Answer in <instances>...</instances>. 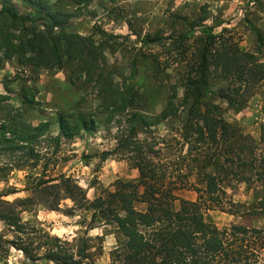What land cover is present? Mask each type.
I'll list each match as a JSON object with an SVG mask.
<instances>
[{"label": "trees", "instance_id": "16d2710c", "mask_svg": "<svg viewBox=\"0 0 264 264\" xmlns=\"http://www.w3.org/2000/svg\"><path fill=\"white\" fill-rule=\"evenodd\" d=\"M23 1L30 9L28 14L20 11L13 0H0V64L16 59L19 66L38 71L59 69L69 63L76 80L84 78V85L97 88V95L102 96L109 110L107 122L129 112L137 97L129 86H114L107 64L105 45L116 37L98 27L86 36L69 32L67 25L72 15L60 8L57 1ZM206 19L199 18L191 23V28ZM226 32L229 31L210 32L200 41L196 59L182 85L188 113L180 141L187 146L189 156L201 151L203 155L194 157V166L186 164L185 171L174 163L163 162L161 150L137 139L136 128L131 124L118 136L115 149L102 153L101 159L109 155L127 158L138 177L117 180L112 191L94 200L87 198L72 177L51 175V168L55 167L52 156L57 154L62 138L93 131L97 124L95 115L61 112L56 119L59 133L50 136L47 122L33 126L24 118L21 108L36 104L37 91L21 87V106L0 119V154L18 161V169L40 171L33 177L30 197L11 203L3 198L18 191L0 195V221L16 236L10 241L0 237V253L5 244L31 264H94L90 240L85 235L70 244L22 221L21 215L34 207L60 212L62 202L69 201L71 207L64 214H88L87 230L94 225L116 227L122 241L112 251L110 264H264V227H218L206 219L210 211L264 217V198L252 207L251 213H241V206L230 200L223 188L225 181L239 176L234 169L235 158L245 170H255L256 181L264 185V151L260 147L264 144V127L259 143L244 136L224 120L210 92V79L216 75L223 83L216 98L223 100L230 110L240 112L255 90L264 87V42L258 36V47L245 52ZM6 89L8 94L0 95V106L11 99L9 94H14ZM175 89L154 123L148 126L176 116ZM135 116L129 117L131 121ZM140 119L145 122L143 117ZM14 168L7 164L0 172L6 175ZM193 176L196 179L191 182ZM180 191L194 192L195 200L181 198ZM137 205L144 209H137Z\"/></svg>", "mask_w": 264, "mask_h": 264}, {"label": "rangeland", "instance_id": "374dc122", "mask_svg": "<svg viewBox=\"0 0 264 264\" xmlns=\"http://www.w3.org/2000/svg\"><path fill=\"white\" fill-rule=\"evenodd\" d=\"M20 11L30 13L23 0H13ZM57 1V5L72 15L67 30L86 36L98 27L108 35L116 37L105 45L108 69L112 73L116 88L129 86L136 95L137 102L129 112H123L107 122L109 110L97 95L93 84L84 85V78L76 80L71 74L72 66L65 63L54 70L33 71L18 65L16 59L0 64V95L11 99L0 106V119H4L10 110L21 106V87H31L37 91L36 104L22 107L24 118L31 125L47 122L49 135L59 133L56 122L61 112L80 111L94 114L96 127L90 132H80L73 137H63L52 156L55 167L51 175L64 174L72 177L86 192L89 200L106 195L112 191L117 180L130 181L138 177L132 162L120 155H109L101 159L102 153L112 152L120 133L132 124L136 128L137 139L151 143L160 149V160L174 163L184 170L186 164L195 165L201 152L187 153V146L180 141V131L187 117L188 105L184 103V79L195 61L200 41L210 32L219 34L228 30L239 48L252 52L258 47V36L264 42V0H48ZM1 8V6H0ZM206 16L203 24L191 28V23ZM211 28L213 30L211 31ZM228 36V34H227ZM186 55V60L183 57ZM210 92L213 103L217 105L224 120L235 126L241 134L249 136L257 143L262 137L264 127V87H259L247 100L240 112H234L228 105L216 98L223 84L218 76L210 79ZM175 89L176 116L166 121L154 123ZM136 114L133 121L129 117ZM145 119V122L140 117ZM243 147V145H241ZM264 151V144L260 145ZM260 149V148H259ZM53 147L50 148V152ZM201 153V154H200ZM259 153V152H257ZM185 159V160H183ZM14 165V169L4 174L0 172V195L16 190L3 198L9 202L31 196L33 177L40 170L28 167L18 169V161L0 154V169L5 165ZM234 169L237 178L225 181L223 188L230 200L241 206L238 211L251 213L258 201L264 198V185L256 181L253 169L239 165L235 158ZM51 167V166H50ZM185 171V170H184ZM196 176L190 178L194 182ZM237 179V180H236ZM243 179H249L244 181ZM27 190V191H24ZM178 195L194 201L192 191H180ZM69 201H63L60 212H51L42 206L34 207L21 215L22 221L30 226L48 232L70 244L73 239L86 236L89 241L91 260L94 264H110L111 254L122 241L114 225H94L87 230L89 215L76 212L74 216L64 214ZM142 210V205H137ZM206 219L218 227L243 225L264 227V217L258 215L235 216L220 211H210ZM0 237L10 241L15 234L0 221ZM0 253V264H31L24 256L4 244ZM262 258L264 259V253ZM37 264H51L40 262Z\"/></svg>", "mask_w": 264, "mask_h": 264}]
</instances>
